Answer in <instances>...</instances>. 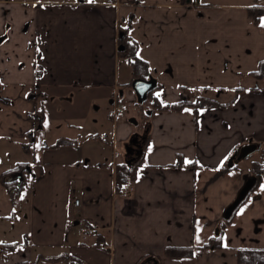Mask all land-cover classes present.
Instances as JSON below:
<instances>
[{
	"label": "crops",
	"instance_id": "0c3cea01",
	"mask_svg": "<svg viewBox=\"0 0 264 264\" xmlns=\"http://www.w3.org/2000/svg\"><path fill=\"white\" fill-rule=\"evenodd\" d=\"M189 2L0 0V96L9 100L0 101V243H17L0 264H70L48 258L59 255L82 264H237L239 249H264V174L233 211L254 182L251 162L263 161L237 162L236 151L251 141L264 157V30L248 17L264 0ZM123 32L160 103H219L152 111L147 134L133 139L141 151L127 157L122 143L133 130L115 106L140 108L119 56ZM48 100L66 104L54 128ZM38 109L35 136L45 130L46 141L25 153ZM58 138L76 143L50 147ZM179 157L185 165L174 166ZM19 162L32 179L15 204L2 181ZM121 163L135 168L127 197L115 191ZM84 227L95 235L82 237ZM217 234L220 246H206ZM168 247L192 254L169 257Z\"/></svg>",
	"mask_w": 264,
	"mask_h": 264
},
{
	"label": "trees",
	"instance_id": "16d2710c",
	"mask_svg": "<svg viewBox=\"0 0 264 264\" xmlns=\"http://www.w3.org/2000/svg\"><path fill=\"white\" fill-rule=\"evenodd\" d=\"M189 1V0H187ZM248 17L252 24L259 26L264 30V27H261L262 19L264 18V6H252L248 9ZM124 31V30H123ZM120 47L119 56L125 58L132 69L133 80L135 79H147L150 77L148 72V65L145 61L139 59L136 55L137 44L135 41L131 40L124 32L120 38ZM253 74L257 76L263 75V62H261L259 69ZM0 101L4 103H8L9 100L0 96ZM136 105L139 106V116L141 121H146L151 115L152 111L155 110H181L183 107H191L194 110L203 107H211L217 106L219 103L213 99L199 97L194 102L190 101H179L172 104H162L160 103L155 96H153V92H149L147 98L139 103L136 102ZM31 118L34 122V128L31 132L27 133L25 140L21 143L22 149L25 153L30 152L33 147V144L36 142V131L42 126L44 121V115L41 109H38L36 112L31 114ZM75 140L70 138H58L54 143L49 145L50 147H58L61 145H72L75 144ZM140 145L142 141H138ZM185 165L182 159L179 157L178 161L174 166ZM190 166L196 167L195 164H190ZM222 171H226L229 169L227 165H224ZM251 172L254 175V182L249 187V191L256 186L262 174H264V161H254L252 162ZM13 173V179L9 180L5 177L9 174ZM6 175V176H5ZM3 184L9 190L10 197L13 203H17L24 190H26L29 186V182L32 179V174L29 168V165L24 162H19L16 166L3 174ZM135 178V168L128 166L127 164L121 163L115 166V191L120 192V190L127 185H131ZM245 196L236 203L233 211L240 205ZM230 217V216H229ZM229 217H226L224 221L220 225V229L224 227V225L228 222ZM95 235V234H94ZM220 236L217 234L215 237L211 238V241L206 246H220L219 243ZM17 246V243H0V254L1 257L4 256L7 252L12 251ZM166 254L169 257H182V256H191L192 248L191 247H168L166 249ZM50 259H63L69 262L70 264H82L79 259L71 255H59L55 257H48ZM237 264H264V249H239Z\"/></svg>",
	"mask_w": 264,
	"mask_h": 264
},
{
	"label": "rangeland",
	"instance_id": "374dc122",
	"mask_svg": "<svg viewBox=\"0 0 264 264\" xmlns=\"http://www.w3.org/2000/svg\"><path fill=\"white\" fill-rule=\"evenodd\" d=\"M36 1H40V0H36ZM122 67V65H121ZM52 100V99H51ZM48 100L47 103H45L46 107L45 111L46 112H50L52 113L53 116H55V120L52 119L53 125L52 128L56 127L55 124H57L58 122L56 121V118L59 116L58 112H60L59 108H64V106H66V104L62 103L60 100H55V101H51ZM73 100V95L72 93H68L65 98H64V102L65 103H70ZM116 104V103H115ZM114 105L109 106V109L114 110ZM125 111H126V116L128 117V123L130 124L131 128H132V133L127 137V139L122 143V149L124 150V155L127 157L128 153L130 152V149L135 148L136 150L141 151V147H139V145H135L133 139L135 138V136H140V137H144L147 134V130H148V122L147 121H141V118L139 116V113L137 111V109L135 108V106H130V105H122L121 106ZM118 109H116L117 111ZM46 129H51L50 126L46 127ZM48 133V131H47ZM41 136H45V130H43L41 132V135H39V137H37L36 141V145H33V149L35 151H37V153H39V149H40V145L46 141V136L41 138ZM108 141H112L111 137L107 138ZM42 142V143H41ZM263 153V149H259L257 150L255 153L251 154L249 156V161L250 160H263L264 161V157L262 156ZM252 166V162L251 165ZM26 193L27 191H25L24 193H22V196L20 199L24 200L26 198Z\"/></svg>",
	"mask_w": 264,
	"mask_h": 264
},
{
	"label": "water",
	"instance_id": "95a60500",
	"mask_svg": "<svg viewBox=\"0 0 264 264\" xmlns=\"http://www.w3.org/2000/svg\"><path fill=\"white\" fill-rule=\"evenodd\" d=\"M131 86L136 94L137 102L141 103L147 98L148 93L151 92L155 88V79L153 78L135 79L132 81ZM259 148H260L259 143H253L249 141L248 143L244 144L236 151L235 161L239 162V161L246 159L251 154L259 150ZM251 184H252V179L249 180L246 183L245 187L241 190L239 197L237 201L234 203V205L245 196ZM228 212H230V209L228 210Z\"/></svg>",
	"mask_w": 264,
	"mask_h": 264
},
{
	"label": "built area",
	"instance_id": "2783aa9c",
	"mask_svg": "<svg viewBox=\"0 0 264 264\" xmlns=\"http://www.w3.org/2000/svg\"><path fill=\"white\" fill-rule=\"evenodd\" d=\"M190 5L191 6H198V0H190ZM116 109H118L119 112H123V109L121 107V105H117L115 106ZM133 190V186L132 185H127L125 187H123L121 190H120V194L123 196V197H127L128 196V192ZM96 233V230L95 228L93 227H84V228H81L80 229V235L82 237H90L92 235H94Z\"/></svg>",
	"mask_w": 264,
	"mask_h": 264
},
{
	"label": "snow or ice",
	"instance_id": "6c2138e0",
	"mask_svg": "<svg viewBox=\"0 0 264 264\" xmlns=\"http://www.w3.org/2000/svg\"><path fill=\"white\" fill-rule=\"evenodd\" d=\"M89 3H92L93 0H88ZM262 19V23H261V27H264V18H261Z\"/></svg>",
	"mask_w": 264,
	"mask_h": 264
},
{
	"label": "flooded vegetation",
	"instance_id": "af4514ba",
	"mask_svg": "<svg viewBox=\"0 0 264 264\" xmlns=\"http://www.w3.org/2000/svg\"><path fill=\"white\" fill-rule=\"evenodd\" d=\"M136 140V144H138L139 145V143H138V140L137 139H135Z\"/></svg>",
	"mask_w": 264,
	"mask_h": 264
}]
</instances>
